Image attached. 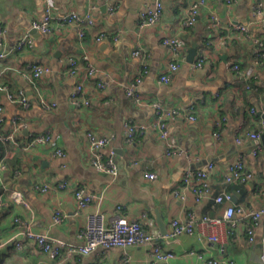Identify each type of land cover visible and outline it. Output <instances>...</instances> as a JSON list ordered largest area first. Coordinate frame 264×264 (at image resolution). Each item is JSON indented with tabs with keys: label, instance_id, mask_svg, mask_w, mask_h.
Returning <instances> with one entry per match:
<instances>
[{
	"label": "crops",
	"instance_id": "obj_1",
	"mask_svg": "<svg viewBox=\"0 0 264 264\" xmlns=\"http://www.w3.org/2000/svg\"><path fill=\"white\" fill-rule=\"evenodd\" d=\"M159 1L162 15L158 23L139 32L138 13L154 0H0V28L6 33L3 44L0 41V53L13 51L26 34L33 42L32 49L9 52L0 59L2 131L8 134L15 119L26 124V129L15 135V143L0 142V161L6 167L0 176V194L6 201L0 208V264H121L123 253L130 264H151L150 247L145 245L124 251L99 249L85 257L61 255L51 260L34 246L17 251L10 243L17 217L30 224L34 232L78 244L77 233L90 214L101 213L108 225L118 205L122 206L118 213L127 220L146 214L144 229L156 238L163 251L174 254L165 264H208L212 260L217 264H261L264 216L253 226L252 242L246 233L250 221L243 214L234 216L237 226L233 230L222 223L199 228V232L204 231L202 238L166 236L171 220L182 218L186 212H192L197 219L221 218L224 205L214 203L213 198L223 192H231L232 204L243 211L264 209V148L253 158L250 142L235 141L248 132L263 131L257 112H264V60L259 59L250 42L226 27L228 23L251 24L253 33L264 41L260 23H253L252 16L253 6L260 4L256 19H264V0H235L231 7L224 0H207L190 29H185L183 22L196 0ZM46 8L55 18L71 12L90 15L94 25L84 28L83 38L78 37L77 27L58 28L55 24L47 34L32 33V21L41 18ZM167 38L180 43L178 56L160 45ZM192 43L197 44L195 61L203 60L198 68L193 66L195 61H186ZM137 49L147 57L134 56ZM71 58L80 66L75 77L67 74ZM171 63L178 65L177 71L168 84L160 83V76ZM86 64L95 70L89 79L83 72ZM234 64L241 72L252 68L256 78L244 82L233 70ZM31 65L47 67L49 73L40 79L25 77ZM136 78H141L136 89L141 105L125 96L126 88ZM80 81L90 106L77 109L70 99ZM18 91L24 93L27 107L7 99V93ZM42 99L54 102L56 107L42 109ZM153 103L179 112L166 121V130L175 139L180 155H166V146L154 125ZM129 122L146 128L137 132L130 144L125 141ZM88 132L108 140L97 154L106 162L113 152L115 177L94 168L86 140ZM45 133L50 136L49 144L26 148L28 136ZM54 148H60L64 156H53ZM240 158L253 179L241 185L224 183L220 172ZM210 162L215 166L210 176V197L196 201L189 191L181 192L183 199L175 195L181 190L183 174L200 170ZM144 172L155 174L156 179L147 180ZM64 181L67 187L60 189L58 185ZM43 186L48 188L46 193L35 189ZM78 187L96 199L76 214L73 192ZM12 192L20 193L24 204H13L9 200ZM57 209L65 218L61 224L53 225L52 215ZM159 217L164 235L157 223ZM210 235H216L218 242L208 241Z\"/></svg>",
	"mask_w": 264,
	"mask_h": 264
},
{
	"label": "built area",
	"instance_id": "obj_2",
	"mask_svg": "<svg viewBox=\"0 0 264 264\" xmlns=\"http://www.w3.org/2000/svg\"><path fill=\"white\" fill-rule=\"evenodd\" d=\"M228 7L234 3L235 0H224ZM207 0H196L189 8L188 12L184 18V28L190 29L195 24L196 17L206 7ZM260 4H256L252 8L253 23H260L262 31L264 32V19L257 20L260 14ZM162 15V4L159 0H154L153 4L150 6H145L143 10L138 13L137 17V29L139 32L145 30L149 27L155 26ZM57 26L58 28L63 27H77V33L79 38H83L85 35L84 28L92 27L94 21L90 15H78L75 12L66 14L63 17L55 18L52 16L51 10L49 8L45 9V12L41 18L38 20H33L31 23V30L47 34L52 30V27ZM251 24H240V23H228L226 26L233 34H236L250 42L257 50V56L259 58H264V41L263 38L257 36L253 33L250 28ZM5 30L0 28V41L3 44L5 38ZM97 41L100 37L96 38ZM161 46L168 47L173 50L174 54L178 56L177 50L180 48V43L175 38H167L161 41ZM33 42L30 34H26L19 39L13 48V51L9 52H19L23 49H32ZM9 52L3 50L0 53V59L5 58ZM134 56H140L143 59L147 57L145 52L140 49L135 50ZM203 60L195 61L193 66L198 68L202 65ZM144 63V62H143ZM79 63L76 59L71 58L68 60V70L67 74L71 77H75L79 71ZM178 65L176 63L169 64L168 69L160 76L159 81L163 84H168L171 75L177 71ZM83 70V69H82ZM233 70L237 71L242 77L244 82L252 81L256 78L255 73L252 68L243 70L241 72L238 64L233 65ZM84 75L86 78H90L95 74V70L88 64L84 67ZM49 73L47 67H42L39 65H31L29 70L24 73L25 77L30 79H40L44 75ZM146 73V66H143L142 74ZM141 83V78H136L131 85H129L125 90V96L136 105L142 104L141 96L136 92L138 85ZM99 88H104L103 84H98ZM7 99L12 103L20 104L23 107H27L28 102L22 91H18L17 94L7 93ZM71 104L77 108H87L90 106V101L84 97V85L83 82H77L74 86L71 95ZM41 107L44 110L53 109L56 107L54 102H47L46 100H41ZM152 107L155 111L156 120L155 127L158 131L159 138L166 146V155L172 156L175 154H181L178 150L175 139L166 130V121L173 118L179 112L173 108H164L160 103H153ZM2 108L0 106V142L4 143L6 141L15 143V135L23 129H26V124L20 120L13 121V128L8 134H4L2 131V125L4 123L1 117ZM251 113L255 114L252 109ZM190 120H195L194 117H189ZM220 124L217 122L216 126ZM145 126H137L136 124L127 123L125 128L126 142L131 143L137 132H144ZM262 130H256L246 133L242 138H237L235 141L237 144H242L243 142H250V156L255 158L263 151V146L261 143ZM214 136L219 138V133L215 132ZM86 140L89 150L93 154V166L94 168L103 174L115 177L117 175V167L114 162L113 152L110 158L103 162L101 157L97 154L98 150L107 145L108 140L106 138H101L96 136L92 132L86 134ZM50 142V136L48 133L40 135H30L28 136L27 142L25 144L26 148L32 147H44ZM53 156L62 158L64 152L60 148H54ZM6 170L5 164L0 161V176ZM215 166L212 162L207 163L202 169L197 171H187L183 174L181 178V190L175 191V195L183 199L184 196L182 191L192 192L195 196V200L199 201L202 198H208L211 196V184L210 176L214 172ZM144 178L147 180H155L156 175L150 172H144ZM220 179L226 184H245L253 179V174L250 172L242 158L236 160L235 162L229 164L223 171L220 172ZM60 189L67 187L66 182H62L58 185ZM35 189L41 193H46L48 188L35 187ZM73 196L76 202L77 211L76 214L84 211L96 198L93 195L86 194L85 190L78 187L74 190ZM9 200L15 205L24 204L22 195L18 192L10 193ZM214 203L223 204L224 210L221 218H210L208 216H202L197 219L192 212H186L182 218H174L170 222V229L167 234L168 239H176L182 235L196 236L197 238H202L204 231L199 232V228L210 227L213 225H218L225 223L231 230L235 229L237 224L234 220L236 214H243L245 218L250 221V225L246 227V233L249 242L253 241L254 227L257 221L264 216V209L253 210L247 209L243 211L240 207L232 204V194L231 192H223L213 198ZM6 201L3 195L0 194V208L5 207ZM122 206L118 205L116 207L117 214L113 216L110 223L105 225L104 217L101 213L95 212L90 214L87 218L86 225L80 229L77 233L78 244H70L64 241L57 240L48 235L42 233L34 232L31 229L30 224L25 223L20 218H15L13 220L15 227L13 229V235L10 238V243L13 248L17 251L23 250L26 247H36L40 252L47 254L51 260L64 255L67 258H71L75 255L78 256H89L101 249L103 251H108L111 249H121L125 250L134 246H149L150 247V261L151 264H165L174 257V254L165 252L161 249L160 245L157 243L156 238L152 236L151 233L147 232L143 227V220L146 219V214L143 213L140 218L127 220L118 212H120ZM65 214L60 210H55L52 215V224L59 225L63 222ZM210 242H218V237L216 235H210L207 237ZM264 243V235L262 238ZM190 254H193L192 252ZM200 258V256H199ZM261 264H264V254L259 257ZM121 264H130L129 257L126 253H123L120 259ZM217 261H209L208 264H217Z\"/></svg>",
	"mask_w": 264,
	"mask_h": 264
},
{
	"label": "water",
	"instance_id": "obj_3",
	"mask_svg": "<svg viewBox=\"0 0 264 264\" xmlns=\"http://www.w3.org/2000/svg\"><path fill=\"white\" fill-rule=\"evenodd\" d=\"M31 32L36 33L37 31L32 30ZM196 55H197V44L192 43L191 47L188 49L186 61L188 63L192 64L195 61ZM257 116L260 117L262 120L263 131L261 134V143H262V146L264 148V112H262V111L257 112ZM119 154L121 155L122 152H119ZM157 223L159 225V228L161 230L162 235L166 234V231L163 227V222L161 221L160 217L157 219Z\"/></svg>",
	"mask_w": 264,
	"mask_h": 264
},
{
	"label": "trees",
	"instance_id": "obj_4",
	"mask_svg": "<svg viewBox=\"0 0 264 264\" xmlns=\"http://www.w3.org/2000/svg\"><path fill=\"white\" fill-rule=\"evenodd\" d=\"M260 60H264V58H259ZM251 82V80L249 81V83ZM231 185V184H228ZM237 185H241V184H237Z\"/></svg>",
	"mask_w": 264,
	"mask_h": 264
}]
</instances>
